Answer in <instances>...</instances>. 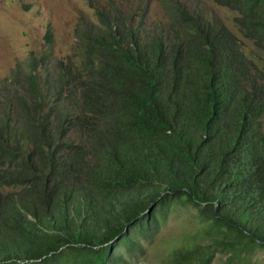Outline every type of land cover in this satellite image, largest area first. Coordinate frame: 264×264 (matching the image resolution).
<instances>
[{"label":"trees","instance_id":"1","mask_svg":"<svg viewBox=\"0 0 264 264\" xmlns=\"http://www.w3.org/2000/svg\"><path fill=\"white\" fill-rule=\"evenodd\" d=\"M211 1L264 52V0ZM88 5L71 54L48 30L0 79V264H130L116 247L142 254L187 205L226 264L264 250V67L197 0ZM213 255L192 243L165 264Z\"/></svg>","mask_w":264,"mask_h":264},{"label":"rangeland","instance_id":"2","mask_svg":"<svg viewBox=\"0 0 264 264\" xmlns=\"http://www.w3.org/2000/svg\"><path fill=\"white\" fill-rule=\"evenodd\" d=\"M197 1L240 37L246 54L263 68L264 52L242 39L234 23L237 14L216 6L211 0ZM155 9L161 16L159 7ZM80 14L94 19L88 0H0V79L16 63L24 62L30 52H40L47 46L43 37L48 30L52 33V54L59 58L71 54L75 41L74 26ZM216 239L226 240V236L211 222L203 220L195 208L187 205L174 207L160 218L157 233L150 241L141 242L142 254L130 256L121 244L116 248L130 264H165L172 251L194 243L201 250L213 252L211 264H226L229 253L214 243ZM246 258L247 261L238 264H264V250L255 249Z\"/></svg>","mask_w":264,"mask_h":264}]
</instances>
